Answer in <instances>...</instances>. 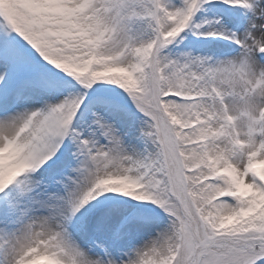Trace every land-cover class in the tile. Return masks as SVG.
Instances as JSON below:
<instances>
[{"label": "snow or ice", "instance_id": "1", "mask_svg": "<svg viewBox=\"0 0 264 264\" xmlns=\"http://www.w3.org/2000/svg\"><path fill=\"white\" fill-rule=\"evenodd\" d=\"M264 0H0V264H264Z\"/></svg>", "mask_w": 264, "mask_h": 264}, {"label": "rangeland", "instance_id": "2", "mask_svg": "<svg viewBox=\"0 0 264 264\" xmlns=\"http://www.w3.org/2000/svg\"><path fill=\"white\" fill-rule=\"evenodd\" d=\"M257 167H258V168H261V167H264V165H258Z\"/></svg>", "mask_w": 264, "mask_h": 264}]
</instances>
